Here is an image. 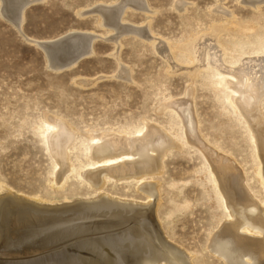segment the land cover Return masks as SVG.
Masks as SVG:
<instances>
[{"label": "rangeland", "instance_id": "1", "mask_svg": "<svg viewBox=\"0 0 264 264\" xmlns=\"http://www.w3.org/2000/svg\"><path fill=\"white\" fill-rule=\"evenodd\" d=\"M31 1L19 27L12 24L14 28L0 13V195L9 192L49 203L93 199L101 190L80 176L90 166L85 149L103 135H137L146 125L163 129L182 147L169 152L161 174L148 179L158 184L161 196L157 213L149 220L151 235L164 233L167 242L192 255L194 264H225L208 250L228 214L221 192L212 184L211 167L199 148L184 141L183 117L164 108L187 103L184 106L190 108L198 129L194 133L216 154L231 159L245 174L249 189L264 203L250 128L243 118L232 114L225 90L215 85L220 67L247 71L264 66V3L142 0L143 8L124 10L121 23L132 30L145 28L147 35L140 37L131 31L117 37L94 9L113 8L122 0ZM73 31L94 35L92 53L57 71L38 42ZM254 71L261 76L259 67ZM261 104L264 115V99ZM56 122L64 123L74 135L69 152L73 172L61 185L54 184L57 167L46 140L47 130ZM138 187V181L107 180L103 192L145 202ZM52 228L59 227L51 225L46 231ZM2 234L0 261L22 255L20 243L8 245L4 240L11 235L6 230ZM110 234L101 231L94 238L71 233L64 236L69 238L66 243L64 237L43 244L42 239L25 258L42 260L57 254L62 258L61 252L66 255L70 250L66 256L78 259L73 247ZM97 244L92 246L94 251H102ZM9 246L23 249L5 258L10 256L5 253ZM133 248L131 244L125 247L124 264H139L141 252Z\"/></svg>", "mask_w": 264, "mask_h": 264}, {"label": "bare ground", "instance_id": "2", "mask_svg": "<svg viewBox=\"0 0 264 264\" xmlns=\"http://www.w3.org/2000/svg\"><path fill=\"white\" fill-rule=\"evenodd\" d=\"M0 1L3 5H1L0 13L2 12L3 17L9 18L16 27H19L23 21L24 12L22 13L21 10L28 3L33 2L31 0ZM245 2L255 6L264 3V0H245ZM144 6L145 3L142 0H122L113 8L100 6L94 11L103 15L105 25L115 30L117 37L131 31L143 37L147 35L145 28L132 30L122 24L121 20L127 7L140 9ZM93 41V34L73 31L53 41H39L38 45L46 52L51 68L60 71L69 67L68 63L74 65L77 59H81L85 54L90 55ZM208 63L210 64V61ZM254 67H259L258 73L261 76L257 75ZM126 72L124 70V73ZM217 72L215 85L225 90L224 96L227 104L233 109L232 114L238 116V119L243 118L250 128L260 166L256 172L259 181L264 184V115L261 110V102L264 99V66L256 65L247 71L241 68L230 69V67L223 70L220 67ZM186 104L179 103L174 107V103H171L167 104L164 109H170L183 117V139L186 143L199 148L202 156L210 165L212 184L220 190L224 200V209L228 213L220 231L212 238L208 250L225 264H264V203L257 199L249 189L245 174L236 164L231 159L228 160L223 155L216 154L200 140L198 132L194 133L198 129L193 122L190 108L184 106ZM71 130L60 122L51 125L47 130V144L50 146L57 167L54 178L56 185L63 184L66 176L73 172V165L69 158L70 147L74 140ZM181 147L182 144L170 133L148 125L141 129L137 135L129 136L126 133L103 135L85 149L90 166L80 172V176L89 185L101 190L97 197L49 203L9 192L1 194V237H3V230L8 231L11 236L8 240H4V243L9 245V242L16 243L18 241L25 250L21 247L23 250H20L24 258L19 260L18 258L22 255L17 258L13 257L16 256L13 253L20 250L9 246L10 249L4 251L10 256H2L13 258L9 261L4 259V261H0V264H124L126 263L124 259L125 247L130 244L131 247L134 246V250L141 252L138 258L139 264H194L190 253L177 247L178 245L167 242L163 237L164 233L158 234L159 237L152 236L153 229L148 225L149 220L155 216V210L159 208L161 201L158 184L154 180L149 182L148 179L161 174L164 158L173 149ZM93 164L94 166H92ZM107 180L118 183L138 181V190L145 195L146 201L114 197L103 192ZM60 223L62 225H59ZM56 224L58 229L52 228V230L46 231L47 227ZM101 231L110 232V236H107L109 238L105 237L95 241L86 240L73 247L74 251L78 253V259L66 256L70 250L66 255L65 252H61L62 258H59L60 254L45 257L42 260L34 257L25 258L30 255L27 253L32 252L41 243L42 239L44 240L43 244L48 240H59L71 233L78 236L86 234L90 237L89 235L93 236ZM66 238L64 237V240ZM66 241L68 240L63 242L66 243ZM46 243L45 245L49 246V243ZM95 243H100L96 246L103 247L102 251H94L92 246H95ZM60 250L58 249V251ZM58 251L57 253H59ZM82 255L85 256L82 258ZM129 263L131 264V262Z\"/></svg>", "mask_w": 264, "mask_h": 264}, {"label": "water", "instance_id": "3", "mask_svg": "<svg viewBox=\"0 0 264 264\" xmlns=\"http://www.w3.org/2000/svg\"><path fill=\"white\" fill-rule=\"evenodd\" d=\"M33 3V2H32ZM32 3H28V5L24 8V9H22L21 10V12L23 13L24 12V10L30 5V4H32ZM2 17V16H1ZM4 20H6L10 25H12V23H11V21H10V19L9 18H6V17H2ZM13 26V25H12ZM14 27V26H13ZM15 28V27H14ZM38 48H40V47H38ZM41 49V48H40ZM90 49H91V47H90ZM42 50V49H41ZM43 53H44V51H43ZM44 56H45V53H44ZM86 56V54L83 56V57H85ZM45 59H46V56H45ZM80 60V59H79ZM77 61H78V59H77ZM68 65H70L69 67H71L72 65H73V63L72 64H69L68 63ZM69 67H65L64 69H66V68H69ZM63 70V69H62Z\"/></svg>", "mask_w": 264, "mask_h": 264}]
</instances>
